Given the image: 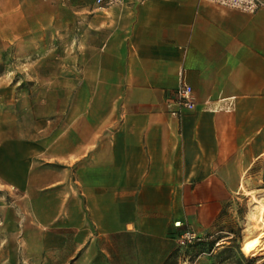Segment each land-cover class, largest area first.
<instances>
[{
	"label": "crops",
	"instance_id": "0c3cea01",
	"mask_svg": "<svg viewBox=\"0 0 264 264\" xmlns=\"http://www.w3.org/2000/svg\"><path fill=\"white\" fill-rule=\"evenodd\" d=\"M11 69L35 120L13 183L55 264H165L264 158V6L0 0V77ZM180 82L196 105L174 118Z\"/></svg>",
	"mask_w": 264,
	"mask_h": 264
},
{
	"label": "rangeland",
	"instance_id": "374dc122",
	"mask_svg": "<svg viewBox=\"0 0 264 264\" xmlns=\"http://www.w3.org/2000/svg\"><path fill=\"white\" fill-rule=\"evenodd\" d=\"M15 79L12 69L0 77V264H55L42 252L51 238L49 229L38 227L22 199L25 191L13 183L29 164L27 157L23 162L19 156L18 134L28 136L35 121L28 104L22 107L12 91ZM243 186L212 230L190 244L176 243L169 264H264V238L258 257L248 258L242 252L248 236L258 233L251 215L255 199H264V158L246 173Z\"/></svg>",
	"mask_w": 264,
	"mask_h": 264
},
{
	"label": "built area",
	"instance_id": "2783aa9c",
	"mask_svg": "<svg viewBox=\"0 0 264 264\" xmlns=\"http://www.w3.org/2000/svg\"><path fill=\"white\" fill-rule=\"evenodd\" d=\"M210 4H214L229 10L238 11L244 14L253 15L257 13L264 4L261 0H202ZM123 0H94L95 6L98 8H111L120 6ZM195 98L192 88L180 82L178 88L167 101L169 114L174 118H180L183 112L191 111L195 108ZM196 239V236L190 232L184 233L179 243L181 245L190 244Z\"/></svg>",
	"mask_w": 264,
	"mask_h": 264
},
{
	"label": "bare ground",
	"instance_id": "6f19581e",
	"mask_svg": "<svg viewBox=\"0 0 264 264\" xmlns=\"http://www.w3.org/2000/svg\"><path fill=\"white\" fill-rule=\"evenodd\" d=\"M251 221L255 224L254 232L258 233L248 236L242 246V252L248 258H256L263 250L261 240L264 238V199H255Z\"/></svg>",
	"mask_w": 264,
	"mask_h": 264
},
{
	"label": "trees",
	"instance_id": "16d2710c",
	"mask_svg": "<svg viewBox=\"0 0 264 264\" xmlns=\"http://www.w3.org/2000/svg\"><path fill=\"white\" fill-rule=\"evenodd\" d=\"M171 258V257H170ZM170 258L168 259V261L165 264H169Z\"/></svg>",
	"mask_w": 264,
	"mask_h": 264
}]
</instances>
